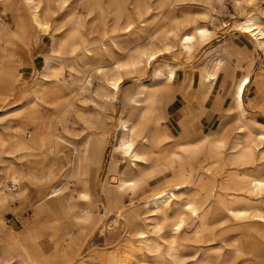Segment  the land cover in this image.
<instances>
[{
    "label": "bare ground",
    "instance_id": "6f19581e",
    "mask_svg": "<svg viewBox=\"0 0 264 264\" xmlns=\"http://www.w3.org/2000/svg\"><path fill=\"white\" fill-rule=\"evenodd\" d=\"M233 1L247 9L241 0ZM128 3L20 0L15 25L21 34L0 16L3 100L14 93L23 74L21 55L13 48L16 42L29 45L22 35L30 39L40 31L50 38V50L40 54V63L33 60L35 77L29 89L20 99L0 107V128L10 129L12 122L17 123L12 148L0 152V208L25 195L27 189L49 183L40 201L46 203L25 219L22 231L11 228L21 246L20 256L0 247V264H64L49 253L64 240L65 246L76 239L85 241L88 233L102 234L106 245L119 243L123 248L117 258L110 247L90 254L88 259L99 264H140L138 259L145 264H181L191 242L202 248L197 264H227L217 263L222 246L212 244L220 227L232 230L226 244L231 247L224 255L231 256L228 264H264V121L247 114L244 92L249 77L235 74L243 54L233 42L228 48L236 56V65L225 67L218 53L209 55L199 69L198 86L206 95L220 70H226L223 82L227 77L234 81L228 110L235 125L220 123L188 142H178L162 101L164 94L174 93L176 64L164 62L150 78L138 82L132 95L124 90L112 148L117 158L111 156L115 161L100 181L105 199L99 211L92 212L88 174L103 166L109 131L105 110L117 99L122 72H144L153 66L162 50L158 42L186 52L210 33L199 25L208 12H190L191 0H131V10ZM151 11L169 25L168 30L160 36L150 31L142 44L126 48L125 30H141ZM235 26L264 53V13L248 9ZM110 31L116 33L111 36ZM44 110L56 113L55 122L61 128L51 119L44 125ZM5 140L0 136L1 145ZM223 160L241 167L230 186L217 170ZM157 179L164 186L146 191ZM140 191L145 194L139 196ZM126 197L130 204L125 203ZM101 218L105 223L100 224ZM46 222L54 233L44 235L41 225Z\"/></svg>",
    "mask_w": 264,
    "mask_h": 264
},
{
    "label": "rangeland",
    "instance_id": "374dc122",
    "mask_svg": "<svg viewBox=\"0 0 264 264\" xmlns=\"http://www.w3.org/2000/svg\"><path fill=\"white\" fill-rule=\"evenodd\" d=\"M18 2H20V0H4V3L0 0V16L9 21L10 24L15 27L16 31L21 34V28L17 29L15 25L18 20L17 18L20 15L17 8ZM128 2L127 7L131 10L133 5L131 0H128ZM191 2L192 4L188 7L190 12L194 13L204 10L208 12L206 18L199 20V25L208 27L210 33L204 37L203 40L199 41L192 50L186 52L177 49V47L166 48L163 46L162 42H158V46L162 50L159 58L155 61L153 66L144 72L135 71L133 69L124 70L120 82L121 90L117 94V99H115L114 104L109 103L106 106L105 117L108 121L109 131L105 151L103 153V166L98 172L97 169L94 168L88 174L90 179L88 189L93 197L94 206H92V212L94 213L99 211L98 206L101 201H104L105 199L103 194H101L100 181H104L106 174L108 173L107 166L109 163L115 161L112 160L111 156L115 159L117 158L116 153L112 151V148L117 141V129L115 124L118 117L121 115L124 105V102H122L124 90H128L129 95H132L136 90L138 82L150 78L154 73V69L162 67L164 62L169 60L176 64L175 78L173 80L174 93L171 97L164 94L162 101L166 109L167 117L172 118V125L178 142H188L189 140L198 137L200 131L211 130L214 126L220 123L224 124L226 127H232L235 125L234 117L231 114L229 115L228 110L231 102V93L234 89V81L227 77L225 82H223L226 70L224 68L220 70L217 78L214 80L215 82L212 84L211 90L207 91L206 95L203 94L205 91L198 86L199 69L209 55L218 53L222 58V63L226 65L225 67H233L236 65V56L231 53L228 48L231 42L240 46L243 54L240 61L242 66L235 69L236 76H240L242 73H247L249 77V83L244 95L246 108L248 110L247 114L249 117H255L264 121V53L263 50L256 49L251 39L247 35L240 33L235 26L236 22L246 14L248 9L252 10L254 13L258 11L264 13V0H249L248 3L246 0H241V3L247 8L245 10L241 7L238 8L235 3H233V0H191ZM171 5L172 4H170L169 7ZM147 16L149 19L144 22L143 26H141V30H125L126 34L122 42L126 48L132 47L134 49L136 46L142 44L144 37L150 31L156 30L157 35L160 36L168 30L169 25H163L162 20L154 14V11H151ZM134 18L135 22L138 24V17L136 14ZM96 33L97 32L95 31L93 36H95ZM113 33L116 32L110 31L111 36ZM19 37L21 38V35ZM22 40L29 41V45L25 43V41L21 42L18 40L13 47L21 55L20 64L23 72L19 82L17 81L15 85L18 90L15 89L14 93L5 100L0 97V107L6 106L5 104L20 99L23 94L26 93L30 87L29 85L31 81L35 77L33 60L36 63H40L42 60L40 54L50 50V38L45 32H37V34L30 39L29 35L26 36L25 33L22 35ZM112 49L115 52L117 47L113 46ZM32 54L34 57L33 59ZM44 116V125H47L48 120L50 122L51 119L57 127L61 128V124L55 122L57 120V115L54 111L44 110ZM79 125H76V127H79ZM16 132V122H12L10 129L4 130L3 128H0V136L6 138L3 142L4 144H0V152L12 148ZM200 157H202V155ZM122 166L123 162L120 163L119 167L122 168ZM240 169V166L225 163L224 160L217 164V170L224 174L223 177L225 180H228L226 183L229 186L234 182V177L238 173L237 170ZM203 179L207 178L205 177ZM219 180L220 179L218 178V181ZM163 186L164 181L162 179H157L153 181L149 187H146V191H155ZM48 187L49 183H45L37 189H27L25 195L0 208V214L4 220L3 223H0V226L3 228L2 231H0V247L10 252L15 257L20 256L22 250L20 244L13 237L11 228L18 232L23 230L25 219L32 216L34 210L46 203V201L41 203L40 201L44 192L49 189ZM207 187H210V184H207ZM143 194L145 193L140 191L139 196H143ZM137 200L138 198H135L134 202ZM125 203L130 204L129 197H126ZM105 221V218H101L100 224L105 223ZM41 229L44 231V235L54 233L51 225L47 222L44 225H41ZM231 231L232 230L229 227L225 229L220 227L217 229V240L212 241V244L222 246V249L220 250L222 255L217 258V263L226 262L228 264L230 261L231 256L228 255L227 257L225 256V258L224 255L231 247V245H226L231 241ZM195 244L197 243L191 242L190 245L184 249V259L181 264H197L196 259L199 257L202 248L199 247V249H197ZM57 245L56 249L49 254L51 255V259L60 260L61 263L63 262L64 264H99L97 261L89 260L88 257L90 254L96 253L100 249H105L106 247L111 248L112 255L116 258L122 254L121 252H123V248L120 247L119 243L112 244V246L111 244L106 245L104 235H99L97 233H88L86 240L83 242L76 239L75 241H72L69 246H65L66 241L64 240L61 244L59 243ZM33 253L38 256L35 252ZM206 253V256L210 255V253ZM38 258L39 261L42 259L40 256H38ZM138 260L142 261V259ZM141 261H139L140 264H145Z\"/></svg>",
    "mask_w": 264,
    "mask_h": 264
},
{
    "label": "crops",
    "instance_id": "0c3cea01",
    "mask_svg": "<svg viewBox=\"0 0 264 264\" xmlns=\"http://www.w3.org/2000/svg\"><path fill=\"white\" fill-rule=\"evenodd\" d=\"M244 95H245V92H244Z\"/></svg>",
    "mask_w": 264,
    "mask_h": 264
}]
</instances>
